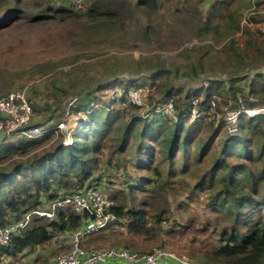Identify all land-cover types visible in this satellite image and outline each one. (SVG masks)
Segmentation results:
<instances>
[{
    "label": "rangeland",
    "instance_id": "obj_1",
    "mask_svg": "<svg viewBox=\"0 0 264 264\" xmlns=\"http://www.w3.org/2000/svg\"><path fill=\"white\" fill-rule=\"evenodd\" d=\"M56 1L0 0V97L27 86L26 97L34 111L33 122L45 120L43 126L56 128L57 124L65 121L66 125L60 131L53 130V142L62 137L61 140L69 141L68 145L71 143V136L83 119V113L77 112L76 104L85 89L94 90V96L103 99L102 108L110 109V103L115 95L120 96L121 89L101 90L112 79L137 80V84L144 87H139L143 95L144 91L146 94L153 89V81L146 78L157 69H170L172 85L184 90L199 88L209 79L226 81L243 76L251 79L256 72L264 73V68L254 67L244 59L242 44L231 49V36L221 29L215 32L213 27L205 26L215 3H223L216 15L221 23L229 9H235L246 0H158L145 5H138V0H84L82 7L77 9L70 6L69 0H61L58 5ZM94 2L100 4L98 11H116L117 19L105 18L107 21H104L90 14ZM51 8H72L73 11L58 15ZM244 11L246 8L237 13L241 15ZM239 36L236 34L234 39L238 40ZM241 84L246 91L247 83ZM63 90H66V95H63ZM219 100V109L212 115L187 117L184 131L188 138L186 150L176 156V169L167 181L165 163L155 161L162 174L159 186L168 184L166 189L171 188L173 193H178L176 198L166 196L168 205L161 212L167 221L158 226L152 224L151 214L160 212L158 210L164 203L157 200L153 208L147 207L151 229L148 236L131 237L125 226L112 224L87 237L84 242L87 249H108L110 246L120 249L124 243H131L132 251L149 252L160 248L192 261L191 255L210 245H219L216 234L212 233L214 214L206 205L203 191L195 194L188 191L189 186L197 183L199 176L211 165L231 132L224 113L229 114L235 106L226 94ZM54 101L61 106L55 113L57 118L46 121ZM49 104L52 105L50 110L47 109ZM114 107L117 110L122 108L120 103H115ZM70 108L73 110L67 116ZM146 108L144 105L141 112ZM161 109L172 111L168 103L163 104L158 113ZM159 126L154 124L152 131H157ZM154 141L157 155L160 145ZM208 142L211 144L206 145ZM108 143L106 139L103 145ZM49 144L46 142L44 146ZM107 147H104V152L109 150ZM129 150L126 152H131ZM202 150L205 155L200 156ZM237 154L242 155L240 151ZM107 157L103 156L101 160L106 162ZM116 157L114 155L111 162L96 173L103 179L102 184L110 200L113 196L125 198V186L134 184L135 176H144L132 161ZM153 163L150 165L154 166ZM183 164L186 165L184 170L181 169ZM71 237V233H57L45 245L25 250L10 264H49L54 257L70 249Z\"/></svg>",
    "mask_w": 264,
    "mask_h": 264
},
{
    "label": "trees",
    "instance_id": "obj_2",
    "mask_svg": "<svg viewBox=\"0 0 264 264\" xmlns=\"http://www.w3.org/2000/svg\"><path fill=\"white\" fill-rule=\"evenodd\" d=\"M156 1L138 0V5ZM246 1L235 9H229L221 23L216 15L223 3H215L210 16L205 20V26L213 27L215 32L223 30L224 34L231 36V49L242 44L244 59L254 67L264 68V34L259 28L264 21V13L256 12L251 17L252 25L242 29V14L237 13L242 8L249 10L252 6L256 11H261L264 0ZM99 5V2H94L90 14L104 21L117 19L116 11H98ZM53 11L58 15H66L73 10L60 8ZM238 33V40L234 39ZM175 74L179 76L177 70ZM171 75L170 69H157L146 78L152 80L154 85L151 92H143V106H147L144 112H141L143 106L131 105L127 101L131 89L143 87L137 84V80L112 79L106 82L105 87L100 89L102 92L106 88L121 89L120 96L115 95L108 110L102 108L100 104L103 99L94 96V90L85 89L80 102L75 105L77 112L83 113V119L78 123L79 127L71 136L69 145H63L62 137L53 142V132L31 141L0 135V229L20 221L30 212L47 208L86 185L96 183L105 191L103 179L96 173L103 165L109 164L114 155H117L118 160L126 161L127 158L144 173L143 177H134V184L125 186V198L112 197L114 203L110 212L114 224L125 226L128 236L145 238L151 233L147 207L153 208L157 200H163L164 203L158 210L160 212L151 214L152 224L158 226L166 222L167 218L162 217L163 209L168 205L166 196L176 198L178 193H173L171 188L166 189L168 184L159 186L162 174L160 165H155V161L165 163L167 181L176 169V156L186 150L188 138L184 131L187 117L217 112L219 99L224 94L235 106V110L230 112L264 106L262 72H256L251 79L246 76L231 77L226 81L209 79L205 85L188 90L173 86ZM242 82L247 83L246 91L242 89ZM66 93L63 90V95ZM51 103L53 108L50 104L47 106L48 110L51 108V114L46 121L56 119L55 113L61 107L58 101ZM115 103H120L121 110L114 107ZM165 103L171 106L172 111L161 109L158 113ZM72 110L68 109V114ZM44 123L45 120L35 123L32 119L27 128H44ZM154 124H160L157 131H152ZM235 129L216 152L208 169L199 176L197 183L189 186L190 194L203 191L206 205L214 214L212 233L216 234L219 241V245H210L191 255L192 262L196 264H264V115L249 116L241 113ZM106 139L109 143L103 145ZM154 140L160 145L158 156L155 154ZM46 142H50L49 146H44ZM106 146L110 148L107 147L109 150L104 152ZM129 148L131 152L128 153L126 151ZM237 151L242 155L239 156ZM203 155L204 150L200 153V156ZM103 156H108L106 162L101 160ZM152 163L154 166L150 165ZM185 168L183 164L181 169ZM71 209L58 208L51 220L38 217L30 219L24 229L12 236L8 245L0 247V264L4 257L16 258L27 249L45 245L57 233L72 234L88 224L86 217L75 214ZM130 246L131 243H124L120 249L135 253L147 252L132 251Z\"/></svg>",
    "mask_w": 264,
    "mask_h": 264
},
{
    "label": "built area",
    "instance_id": "obj_3",
    "mask_svg": "<svg viewBox=\"0 0 264 264\" xmlns=\"http://www.w3.org/2000/svg\"><path fill=\"white\" fill-rule=\"evenodd\" d=\"M60 1L57 0L56 5ZM69 1L73 9L82 7L84 3V0ZM256 12L264 13V5L261 11H256L255 7L252 6L242 13L240 19L241 29L252 25L251 17ZM259 28L261 33L264 34V21ZM28 89L26 86L23 90L11 91L0 97V135L2 137L31 141L52 133L53 130L60 131L66 125L63 121L57 124L56 128L51 127L52 129L37 126L27 128L33 119L32 106L26 97V90ZM142 96L140 89L136 88L128 92L127 101L131 105L141 107L143 106ZM169 108L171 110L170 105ZM241 113L249 116L264 115V106L230 112L225 115V122L229 123L231 127L229 134L235 132L236 120ZM66 115L69 116L68 113ZM68 142V140L64 141L63 139V145H67ZM111 205L112 202L102 187L96 185V183L86 185L83 189L52 203L47 208L30 212L20 221L1 228L0 247L8 245L12 236L17 235L24 229L33 217L51 220L58 208L71 207L75 214L83 218L86 217L88 224L79 227L72 233L70 249L66 253L54 257L49 264H99L108 260H120L125 264H196L184 256H176L160 248L146 253H135L113 248L87 249L84 241L88 236L99 233L114 224V217L110 212Z\"/></svg>",
    "mask_w": 264,
    "mask_h": 264
},
{
    "label": "crops",
    "instance_id": "obj_4",
    "mask_svg": "<svg viewBox=\"0 0 264 264\" xmlns=\"http://www.w3.org/2000/svg\"><path fill=\"white\" fill-rule=\"evenodd\" d=\"M13 259H15V258H10V257L3 258L1 264H10ZM99 264H125V263L120 261V260H108L105 263H99Z\"/></svg>",
    "mask_w": 264,
    "mask_h": 264
}]
</instances>
